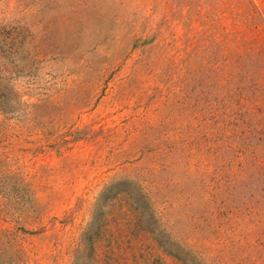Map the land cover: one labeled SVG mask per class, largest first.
<instances>
[{
  "label": "rangeland",
  "instance_id": "374dc122",
  "mask_svg": "<svg viewBox=\"0 0 264 264\" xmlns=\"http://www.w3.org/2000/svg\"><path fill=\"white\" fill-rule=\"evenodd\" d=\"M0 264H264V0H0Z\"/></svg>",
  "mask_w": 264,
  "mask_h": 264
}]
</instances>
